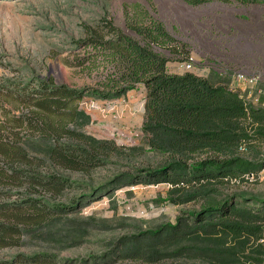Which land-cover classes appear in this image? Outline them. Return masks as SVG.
I'll return each instance as SVG.
<instances>
[{"label": "rangeland", "instance_id": "1", "mask_svg": "<svg viewBox=\"0 0 264 264\" xmlns=\"http://www.w3.org/2000/svg\"><path fill=\"white\" fill-rule=\"evenodd\" d=\"M143 10L162 22L169 34L186 46L193 60L189 70L184 67L186 60L168 62L169 74H194L237 92L252 107L261 108L264 0H255L246 7L218 2L190 7L181 0H0V87L11 88L39 78L56 85L96 89L100 76L64 63L72 62L80 53L74 41L86 37L85 28L94 30L107 22L127 32L126 22L134 19L135 12ZM247 78L256 81L248 84ZM7 100L0 95V119L3 109L10 116L28 114L11 98ZM115 106L87 95L80 108L88 120L81 119L70 127L119 148V154L107 158L106 165L89 173L65 170L49 159L57 141L67 145H77L78 141L67 136L47 140V136L21 133L22 146L33 159V165L18 168L34 175L62 177L73 184L61 194L29 184L7 189L10 196L0 198V203L34 198L49 205H62L68 212L52 216L40 226L20 227L18 245L0 250V264H22L20 258L37 256L47 260L39 264L246 262L247 250L244 254L236 251L238 258L216 255L206 259L198 255L204 248L215 251L232 248L234 243L230 238L220 237H199L192 242L177 239L162 244L157 253L149 254L146 249L145 252L144 238L141 239L144 234L167 224L175 225L183 212L199 210L201 202L175 205L169 201V185L145 183L141 171L157 167L164 157L148 150L141 131L132 124L127 126L121 115L115 113ZM241 156L253 164H264V144ZM125 173L132 177L124 179ZM222 182L207 187L216 191L217 194H212L215 200L233 201L235 195L244 194L249 198L244 203L248 208L264 212V169L244 173L239 181ZM261 237L258 243L264 246V231ZM186 247L191 249L184 250ZM251 258L264 264V252Z\"/></svg>", "mask_w": 264, "mask_h": 264}, {"label": "trees", "instance_id": "2", "mask_svg": "<svg viewBox=\"0 0 264 264\" xmlns=\"http://www.w3.org/2000/svg\"><path fill=\"white\" fill-rule=\"evenodd\" d=\"M181 1L190 7L215 2L246 7L255 0ZM134 14V19L126 22L127 32L107 22L94 30L85 28L86 37L74 41L80 53L72 62L64 63L100 76L96 89L56 85L39 78L11 88L0 87L1 96L11 98L28 111L16 117L2 110L0 198L10 196L7 189L25 184L53 194H61L73 184L62 177L34 175L18 168L33 165V159L22 146L24 131L47 136V140L67 136L78 141L77 145L57 144L58 141L54 144L49 159L60 168L89 173L106 165L107 158L119 154V148L70 128L81 119L88 120L80 104L87 95L107 101L142 86L146 100L141 133L148 150L164 158L157 167L142 170L141 177L148 184L169 185V201L175 205L201 202L199 210L183 212L175 225L167 224L144 234L142 248L152 254L159 252L162 244L177 239L192 242L199 237L230 238L232 248L216 251L204 248L198 255L206 259L216 255L238 258L236 251L244 254L247 250L246 262L242 264H261L251 255L264 252V246L258 243L264 231V212L248 208L244 203L249 198L244 194L235 195L233 201L231 198L217 201L212 195L216 191L207 187L218 181H239L244 173L264 169V164H253L241 156L264 144V108L252 107L237 92L194 74H169L168 62L190 58L186 46L149 12ZM123 177L130 179L132 175L125 173ZM66 209L34 198L0 203V250L18 245L20 227L40 226L52 216L66 214ZM44 259L20 258V262L39 264L47 262Z\"/></svg>", "mask_w": 264, "mask_h": 264}, {"label": "crops", "instance_id": "3", "mask_svg": "<svg viewBox=\"0 0 264 264\" xmlns=\"http://www.w3.org/2000/svg\"><path fill=\"white\" fill-rule=\"evenodd\" d=\"M145 100L146 93L144 88L142 86H137L135 89L127 91L119 98L104 101L115 103L116 106L113 109L115 113L121 115L120 117L123 122L126 123L127 126H131L132 124L141 131L144 119ZM125 120H127L128 123Z\"/></svg>", "mask_w": 264, "mask_h": 264}, {"label": "built area", "instance_id": "4", "mask_svg": "<svg viewBox=\"0 0 264 264\" xmlns=\"http://www.w3.org/2000/svg\"><path fill=\"white\" fill-rule=\"evenodd\" d=\"M192 62H193V60H192L191 57L185 62L184 67H185L186 70L191 69V67H192ZM240 78H243V77H240ZM255 81H256V79H254V78H247V79L245 80V82L248 83V84H254ZM241 98H242V97H241ZM243 100H244V99H243ZM244 101H245V100H244ZM245 102H246V101H245ZM246 103L249 104L248 102H246ZM249 105H250V104H249ZM259 107L264 108V104H262V106H259Z\"/></svg>", "mask_w": 264, "mask_h": 264}]
</instances>
